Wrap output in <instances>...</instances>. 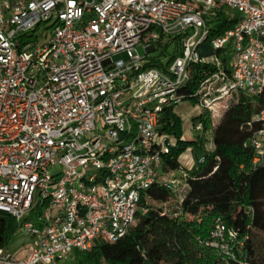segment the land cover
<instances>
[{
    "label": "built area",
    "instance_id": "obj_1",
    "mask_svg": "<svg viewBox=\"0 0 264 264\" xmlns=\"http://www.w3.org/2000/svg\"><path fill=\"white\" fill-rule=\"evenodd\" d=\"M222 7L237 21L210 44L227 64L199 52L206 17ZM154 51L160 66L149 65ZM195 63L213 67L192 94L212 120L238 92H264V0H0V212L14 219V236L31 237L21 258L1 246L0 264H52L96 238L117 241L146 211L152 184L178 187L162 169L170 141L157 124L164 105L185 100ZM253 121L259 162L264 110ZM201 243L236 260L244 240L216 217Z\"/></svg>",
    "mask_w": 264,
    "mask_h": 264
},
{
    "label": "trees",
    "instance_id": "obj_2",
    "mask_svg": "<svg viewBox=\"0 0 264 264\" xmlns=\"http://www.w3.org/2000/svg\"><path fill=\"white\" fill-rule=\"evenodd\" d=\"M236 21L237 15L227 13L223 7L210 11L206 17L209 34L200 47V55L220 54L227 64L229 56L213 50L210 42ZM178 51L179 42H175L167 44L161 55L173 57ZM149 65L160 66L159 60L152 57ZM209 69L213 67L191 65L183 91L185 100L195 102L192 94L203 70ZM176 106L164 105L157 132L170 141L167 152L162 153V169L175 173L180 184H152L141 196L140 205L146 211L136 213L126 234L114 242L96 238L89 249L75 250V264H264V155L254 162L255 149L248 142L257 127L254 117L264 110V92H238L215 120L210 112L199 109L189 120L190 139L184 137ZM196 121L202 122L201 131L190 129ZM208 128L212 129L210 150L205 148L203 137ZM187 149L203 151L200 156L194 155L195 166L189 169L179 161ZM216 217L244 240L236 260L223 259L201 243L208 238ZM15 227L14 219L0 212V247L10 244Z\"/></svg>",
    "mask_w": 264,
    "mask_h": 264
},
{
    "label": "rangeland",
    "instance_id": "obj_3",
    "mask_svg": "<svg viewBox=\"0 0 264 264\" xmlns=\"http://www.w3.org/2000/svg\"><path fill=\"white\" fill-rule=\"evenodd\" d=\"M233 13L232 11H229V13ZM230 13V14H231ZM42 29H40L41 31ZM44 32H42L41 36H40V41L44 42L48 39L49 34H47L46 36L44 35ZM137 52L139 53V55H145L146 51L143 48L142 45H138L136 47ZM151 57H156L158 56V52L154 51L151 52L149 54ZM168 57L169 55L163 56L162 57V61L164 63H166L168 61ZM175 111L176 113L181 117L182 119V127H183V132H184V137L190 139L191 137V132L189 130V120L190 118H192L193 116L197 115L199 113V108L195 105V102H193V100H184L181 104L177 105L175 107ZM198 134H201L198 132ZM203 137L205 138V148L210 150L213 147V142H212V129L208 128ZM201 154H203V151L201 150H197L196 152H191L190 149L185 150L180 156H179V161L187 166V167H194L195 163H194V155L196 156H200ZM179 173H177L178 175ZM36 195L34 197V202L36 201ZM41 209H39V206L35 203L33 206V210L29 213L28 218L34 220L35 217L39 214ZM30 244H31V237L27 234H19L17 236L13 235V239L10 242V244H8L6 247L7 249L12 252L14 255L16 256H21V255H25L26 253H28L29 249H30ZM52 264H75V260H74V254L73 252L71 254H69V256L67 257V259L65 261H60V260H56L53 261Z\"/></svg>",
    "mask_w": 264,
    "mask_h": 264
},
{
    "label": "crops",
    "instance_id": "obj_4",
    "mask_svg": "<svg viewBox=\"0 0 264 264\" xmlns=\"http://www.w3.org/2000/svg\"><path fill=\"white\" fill-rule=\"evenodd\" d=\"M212 148H213V147H212ZM212 148H211V149H212ZM180 163H181V162H180ZM181 164H182V163H181ZM182 166H184L185 168H188V169L191 168V167H187V166H185V165H183V164H182ZM26 254H27V253H26ZM26 254H25L24 256H26ZM24 256L21 255V256H17V257H18V258H21V257H24Z\"/></svg>",
    "mask_w": 264,
    "mask_h": 264
},
{
    "label": "water",
    "instance_id": "obj_5",
    "mask_svg": "<svg viewBox=\"0 0 264 264\" xmlns=\"http://www.w3.org/2000/svg\"><path fill=\"white\" fill-rule=\"evenodd\" d=\"M151 49H153V48H151Z\"/></svg>",
    "mask_w": 264,
    "mask_h": 264
}]
</instances>
